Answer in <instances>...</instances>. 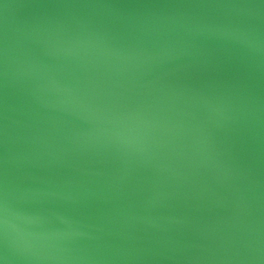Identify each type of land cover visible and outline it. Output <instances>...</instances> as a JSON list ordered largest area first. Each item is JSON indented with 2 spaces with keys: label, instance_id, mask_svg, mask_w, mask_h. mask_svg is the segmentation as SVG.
I'll use <instances>...</instances> for the list:
<instances>
[{
  "label": "water",
  "instance_id": "95a60500",
  "mask_svg": "<svg viewBox=\"0 0 264 264\" xmlns=\"http://www.w3.org/2000/svg\"><path fill=\"white\" fill-rule=\"evenodd\" d=\"M0 264H264V0H0Z\"/></svg>",
  "mask_w": 264,
  "mask_h": 264
}]
</instances>
